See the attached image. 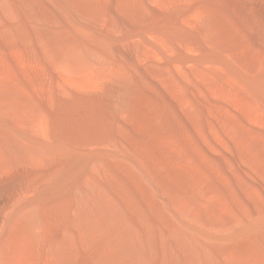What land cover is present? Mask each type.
<instances>
[{
  "label": "rangeland",
  "instance_id": "obj_1",
  "mask_svg": "<svg viewBox=\"0 0 264 264\" xmlns=\"http://www.w3.org/2000/svg\"><path fill=\"white\" fill-rule=\"evenodd\" d=\"M106 262L264 264V0H0V264Z\"/></svg>",
  "mask_w": 264,
  "mask_h": 264
},
{
  "label": "bare ground",
  "instance_id": "obj_2",
  "mask_svg": "<svg viewBox=\"0 0 264 264\" xmlns=\"http://www.w3.org/2000/svg\"><path fill=\"white\" fill-rule=\"evenodd\" d=\"M128 254V253H127ZM171 256V255H170ZM140 258V257H139ZM126 259V258H125ZM177 259V258H176ZM105 264V263H104ZM106 264H107V262H106Z\"/></svg>",
  "mask_w": 264,
  "mask_h": 264
}]
</instances>
